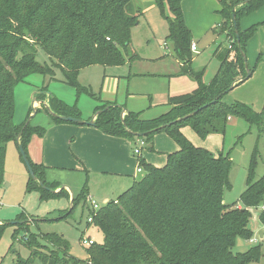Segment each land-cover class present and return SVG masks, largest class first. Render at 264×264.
<instances>
[{
    "label": "trees",
    "instance_id": "obj_1",
    "mask_svg": "<svg viewBox=\"0 0 264 264\" xmlns=\"http://www.w3.org/2000/svg\"><path fill=\"white\" fill-rule=\"evenodd\" d=\"M153 1L168 21V37L175 43L176 56L183 63L180 74H188L198 86L170 96L168 110L153 118H144L141 111L126 112L124 105L114 101L105 103L96 109L101 111L94 126L114 137L143 138L147 144L153 143L157 133L165 132L179 148L168 154L162 166L142 160L141 179L134 180L128 189L96 212L89 209L93 215L90 223L100 227L104 239L87 247L86 260L71 255L70 244L62 235L45 233L30 236L27 245L31 255L15 264H34L36 260L45 264L261 262L264 256L261 243L244 252L233 251L237 238L254 236L251 209L261 208L259 220L264 225V174L257 178L254 171L257 145L240 204H227L224 190L231 186L229 174L233 165L229 154L195 145L182 128L191 125L204 138L225 132L228 120L234 116L251 125H264V106L256 111L242 101H224L231 86L240 78L243 80L238 84L249 79L256 69L257 65H249L251 74L247 77L244 56L261 23L243 29L241 21L262 8L264 0H218L221 6L218 33L226 35L229 46L221 44L216 49L220 67L208 83L203 82L205 68L194 71L191 67L193 34L185 20L184 0ZM143 13L133 0H0V187L4 184L6 144L11 139L18 144L17 136L21 133V144L37 177L34 180L29 174L28 190H38L42 199L70 197L61 183L47 180L48 166L33 161L27 151L32 137L44 136L46 128L15 122L16 87L34 73L52 78L55 68H60L77 95L90 93L79 82L80 70L92 65L121 66L137 58V53L129 49L131 29L138 25ZM38 46L49 56L51 64L38 61ZM260 60L261 56L257 63ZM219 94L222 95L216 99ZM91 95L96 98L94 93ZM35 99L46 111L45 102L58 115L83 119L77 104L67 103L49 92L47 86L35 93ZM50 116L54 123H73ZM87 194L86 182L73 195L70 212ZM8 224L0 223V236ZM18 231L16 228L14 239Z\"/></svg>",
    "mask_w": 264,
    "mask_h": 264
},
{
    "label": "rangeland",
    "instance_id": "obj_2",
    "mask_svg": "<svg viewBox=\"0 0 264 264\" xmlns=\"http://www.w3.org/2000/svg\"><path fill=\"white\" fill-rule=\"evenodd\" d=\"M133 1L144 13L139 18L138 25L131 29V44L129 47L131 52L140 53L142 56L147 57H155L163 53L176 55L175 43L168 37V21L162 16L154 1ZM221 44L226 47L229 46L226 35L221 33L215 35L213 31H210L198 43V52L194 54L193 51L191 67L194 71L206 69L203 75V82L205 83L209 81L204 79L206 72H210L219 62V59L215 56V51ZM37 59L43 64L52 63L49 56L39 46L37 48ZM146 66L149 68L154 67L152 64ZM168 67L171 68L172 65L169 64ZM55 70L56 74L52 78L34 73L28 76L26 82L20 83L16 87L15 122L17 124L30 122L32 125H42L47 132L53 122L50 113L40 104V101L35 99V94L33 96L34 91L42 90L45 86L50 89L51 93L56 94L67 103L71 105L77 104L82 110L83 120L91 119L96 114L97 107L111 102L101 101L102 99H110L117 95L121 96L126 91L127 80L123 76L128 74L129 67L128 65L122 67L92 65L81 69L78 78L79 82L86 86L90 93L83 92L79 95H77L73 87L66 83L61 69L55 68ZM210 75L211 73H209ZM160 81L156 77H145L143 82L148 84L152 90H155L157 85L160 88L162 87V81ZM129 83L130 81L128 82V91L131 92L135 88L143 87L138 84L136 79L131 84ZM27 86L31 89L25 90ZM242 86L235 89L234 92L236 90L241 91L240 88H243ZM244 89L246 87L242 90ZM91 92L95 94L96 98L91 95ZM133 96L135 97L132 99L128 97L129 106L133 109H140L150 104L148 97L145 95L135 94ZM232 96L233 93H229L224 97V100L228 102L232 99ZM97 98H101V100ZM33 99L34 106H32ZM249 99L250 101L247 104L255 109H262L263 98L252 95V98ZM34 107L37 108L36 112ZM162 108L152 107V110H148L142 116L144 118L157 117L166 112L169 107ZM34 113L36 114L34 115ZM183 133L196 145L207 147L215 153L229 154L233 162L229 174L231 186L224 190V201L227 204H240L241 194L246 189L247 177L256 145L255 175L259 178L264 174V125L261 127L251 125L244 118L234 116L228 120L226 130L223 133H211L203 138L191 125L183 127ZM157 139L159 144L157 149H161L162 152L151 150L155 153L152 163L154 165H162L161 156L165 152L169 153V151H172L175 148V143L165 132H160ZM70 144L71 142L67 143L65 150L70 153L71 157L67 155L66 151L64 152L67 156H62V154L56 156L55 152H53L54 150L46 147L44 143L41 145L38 136L32 137L27 149L31 159L35 161L34 159L42 158V163L45 165L56 164L55 166L52 165L51 168H47V180L55 183L59 182L61 186L67 185L69 190L67 191L70 192L69 198L67 196H53L42 199L38 190H28L27 181L30 173L17 142L14 139L7 142L4 184L0 187V223L9 224L5 226L0 236V264H15L18 259L29 257L32 250L27 245V240L32 234L42 236L45 233L62 235L70 244L69 251L71 255L78 259L86 260L88 257V245L83 243L82 238L93 239L97 243L102 242L104 239V234L100 227L90 223L88 220L91 207L89 195L100 206H103L106 203L103 202L105 197L116 199L120 193H123L133 184L134 180H139L143 176V173L136 172V166H134L135 178L129 174L122 175L111 170L99 169L96 166V160L90 162L91 167L87 166L89 168L88 171L86 169L69 168L73 167L70 164L73 163L72 160H76L69 149ZM134 146H136L135 141H132L130 145L131 154ZM59 150L56 152L62 153ZM62 165L65 168H63L64 166L60 167ZM86 182L89 190L86 199L81 200L74 210L70 212L72 193L77 195ZM260 209H251V227L255 232L253 238H237L233 248L234 252H244L252 245L261 243L264 253V225L259 220ZM16 228L19 231L16 234V239H14ZM261 230H263L262 236L260 235ZM34 264L45 263L36 260ZM257 264H264V256L261 262Z\"/></svg>",
    "mask_w": 264,
    "mask_h": 264
},
{
    "label": "crops",
    "instance_id": "obj_3",
    "mask_svg": "<svg viewBox=\"0 0 264 264\" xmlns=\"http://www.w3.org/2000/svg\"><path fill=\"white\" fill-rule=\"evenodd\" d=\"M182 7H183L186 23L191 29L193 34V43L196 45V50H197L196 52L194 51L195 54L198 52V43L210 31H213L215 35L219 34L218 33L219 28L217 27L221 22V15L219 14L218 11L221 6L218 0H184L182 3ZM256 23H261V25L259 26V29L256 32V34L249 40L247 46L248 64L251 67L257 65L256 69L249 79L241 82L240 84L235 85L227 93V94L233 93L232 99H230L228 103L234 102L236 100L247 103L248 101H250L249 98H252V95H255V97L258 96L260 98H263L264 100V6L258 9L257 11L253 12L252 14L244 17L241 21V26L243 29H245L250 25ZM137 55H138L137 58H134L133 60H128L124 64V65H128L129 67L128 74L123 76V78H126L127 80L126 91L121 96L117 95L111 97L110 99H102L101 101H111V102L114 101L120 105H124V110L126 112L141 111L142 114H144L148 110L149 111L152 110L151 109L152 107H157V108L163 107L165 109V107L168 106L167 103L170 96L190 92L198 86V82L195 79H193L191 76H189L188 74H180L183 63L177 58L176 55H171L170 53L159 54L158 56L155 57L142 56L140 53H137ZM259 56H261V60L257 63ZM168 63L172 65L171 68L168 67L169 65ZM149 64L150 65L152 64L154 67L153 68L147 67L146 65ZM124 65L114 66V67H122ZM219 67H220V60L210 72L208 73L206 72L205 74L206 77L204 79L206 81L207 80L210 81L218 72ZM143 70H147V71H143ZM209 73H211L210 76ZM145 77H151V78L156 77L158 81L160 80L162 81V82L160 81L162 83V87L160 88L159 85H157L156 89L152 90L148 86V84L143 82ZM134 79L138 80V84L142 85L143 87L135 88L134 90H132V92L128 91V82L130 81L129 84H131V82ZM241 85H243L242 86L243 88L246 87V89L242 90L243 88H240L241 91L236 90V92H234L235 89H237ZM27 89H31V88L27 86L25 87V90ZM36 92L38 91L36 90L33 92V96ZM135 94L147 96L150 101V104L140 109L131 108L128 103V97L129 99H132L135 97L133 96ZM154 95H156V97H154ZM32 106H34V99L32 100ZM263 106L264 103L263 105H261V108H263ZM255 110L261 111L262 109L260 110L259 108ZM35 114L36 113H34V115ZM95 115H93L92 118H94ZM230 119H232V117ZM159 134L160 133H157L155 135L152 144L148 143L147 146H144L142 148L140 155H136L134 153V149L136 146H134L132 150V154L130 152V145L132 141H135L136 144L137 141L136 138L128 139V138L110 136L103 133L94 125H89V124H80L74 122L73 123L52 122L44 136L42 137L38 135H34V136L36 137L38 136L39 140L41 141V145L44 143L46 147L50 148L51 150H54L53 152H55L54 154L56 156L62 154V156L68 155L69 157H71L70 153L65 150L67 143L71 142L69 149L70 151H72V155L73 157L76 158V160L72 158L73 163L70 164H72L71 166L73 167H69V168L86 169L88 171L89 168L87 166L91 167L92 165L90 162H92V160H96V164H97L96 166L99 169L111 170L113 172H117L118 174H122V175L129 174L132 175L133 177L135 174L134 166H136V172H137L138 165L142 160H145L146 162H150V163L153 162V155H155V153L151 151L152 150L151 147H153L154 151L158 150L159 152H162L161 149H157L159 145L157 136ZM171 140L175 143V148L172 151H169V153L174 152L179 148L178 144L172 138ZM58 150L59 152L62 151V153H57L56 151ZM64 151H66L67 155L65 154ZM169 153L165 152L164 155L161 156L163 162L162 165H164L167 162V157ZM34 160L37 163L43 162L42 158L34 159ZM52 165L55 166L56 164H50L46 166H48V168H51ZM162 165H157V166H162ZM63 166L64 165L60 167ZM63 168H65V166ZM133 178H135V176ZM64 187L68 190L67 185H64ZM89 197H91V195H89ZM109 200L111 199L105 197L103 199V202H108Z\"/></svg>",
    "mask_w": 264,
    "mask_h": 264
},
{
    "label": "water",
    "instance_id": "obj_4",
    "mask_svg": "<svg viewBox=\"0 0 264 264\" xmlns=\"http://www.w3.org/2000/svg\"><path fill=\"white\" fill-rule=\"evenodd\" d=\"M247 1H249V0H245V2H247ZM237 31H238V29L236 28V32H237ZM244 57H245V65H246V68H247V70H248L247 77H249L250 74H251V72L249 71V64H248L247 55H245ZM242 80H243V78L238 79V80H237V81L231 86V89H232L235 85H237L238 82H240V81H242ZM221 95H222V94H219V95L217 96L216 99H218ZM216 99H215V100H216ZM215 100H214V101H215ZM44 104H45V106L48 108V111H49L50 114H52V115L55 116V117H59V118L62 119V120H65V121H71V122H74V123H80V124L95 125V118H92V119H90V120H83V119L76 118V117H72V116L58 115L57 113L53 112V110L49 107V105H48L47 102H45ZM34 108H35V107H34ZM100 111H101V110H99V111L96 112L95 117L97 116V114H98ZM35 112H36V108H35ZM185 117H187V116H185ZM185 117H184V118H185ZM180 119H181V118H180ZM27 123H29V122H26V124H27ZM134 134H135V135H139L138 133H134ZM20 136H21V133L17 136V141H18V145H19V148H20V152H21V154H22V156H23L24 161L26 162V165H27V168H28V170H29L30 175L33 177L34 180H37V177H36V175H35V173H34V171H33V169H32V166H31L30 162H29L28 159H27L26 153H25V151H24V149H23V146H22V144H21ZM41 184H42V183H41ZM42 185L44 186V184H42ZM62 187H64V186H62ZM60 189H61V188H60ZM60 189L55 190L54 192H58ZM73 194H74V193H72V195H71L72 200H73ZM72 200H71V205H72ZM71 208H72V207H71ZM260 235H261V236L263 235V230H261Z\"/></svg>",
    "mask_w": 264,
    "mask_h": 264
},
{
    "label": "built area",
    "instance_id": "obj_5",
    "mask_svg": "<svg viewBox=\"0 0 264 264\" xmlns=\"http://www.w3.org/2000/svg\"><path fill=\"white\" fill-rule=\"evenodd\" d=\"M192 51H197L196 50V45L194 44V43H192ZM147 145V142H146V140L145 139H143V138H137V141H136V147H135V149H134V153L136 154V155H140L141 154V150H142V148L144 147V146H146ZM137 172L138 173H143L144 171H143V167H142V165L139 163V165H138V168H137ZM89 199H90V201H91V207H90V209L92 210V211H94V212H96L97 210H99L100 208H101V206L98 204V202H96L94 199H92L91 197H89ZM88 220H89V222H91V221H93V215L92 214H90L89 215V218H88ZM83 243L85 244V245H88V246H90V245H92L93 243H94V240L93 239H83Z\"/></svg>",
    "mask_w": 264,
    "mask_h": 264
}]
</instances>
